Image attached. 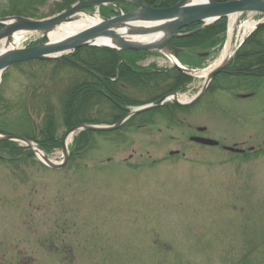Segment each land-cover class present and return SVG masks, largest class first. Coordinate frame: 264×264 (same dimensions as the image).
Segmentation results:
<instances>
[{"label":"rangeland","instance_id":"1","mask_svg":"<svg viewBox=\"0 0 264 264\" xmlns=\"http://www.w3.org/2000/svg\"><path fill=\"white\" fill-rule=\"evenodd\" d=\"M6 1L0 0V18L10 17L2 13ZM61 3L47 0L36 20L57 15ZM123 7L100 6L99 19L134 9ZM102 8H108L103 17ZM235 21L233 46L245 22H263L264 16L246 13ZM229 22L222 43L198 51L204 60L194 57L186 64L197 70L179 96L191 99L200 91L201 73L218 59ZM40 38L39 33H25L15 48L35 45ZM164 53L141 54L135 66L166 71L173 65ZM52 68L11 67L0 82V94L12 106L24 103L35 127L44 114L37 100L43 89L36 79L45 69L42 75L49 76ZM59 74L58 82L69 73ZM155 86L125 93L144 106L162 93L164 87ZM64 87L49 90L57 123ZM250 91L244 86L216 90L170 118L153 113L145 127L137 128L136 120L134 127L92 134L84 154L71 155L73 136L66 145L67 166L59 171L42 166L36 156L11 163L12 157L0 152V264H264V82L253 96H245ZM92 113L105 122L115 115L107 101ZM65 132L60 125L59 138ZM192 137L218 146L193 144ZM230 147L246 152L225 150ZM49 159L60 163L61 149Z\"/></svg>","mask_w":264,"mask_h":264},{"label":"trees","instance_id":"2","mask_svg":"<svg viewBox=\"0 0 264 264\" xmlns=\"http://www.w3.org/2000/svg\"><path fill=\"white\" fill-rule=\"evenodd\" d=\"M74 1L82 2L85 0H62V3L57 5V13L69 9L70 4ZM143 1L152 8L164 9L175 5L179 0ZM46 2L47 0H7L3 6L2 13L8 16L37 19L36 12L38 8L45 6ZM123 5L129 6L120 4L122 8H124ZM106 12H108V8L100 9L102 17L106 15ZM199 28H201V24H195L182 29L180 33L188 34ZM225 31L226 19H221L194 34L174 39L170 44L173 47L184 50L182 54L178 55V58L182 63L187 64L194 61V57L199 58L198 51H209L222 43ZM44 42H46L45 38L41 40V43ZM141 54L145 53L133 51L116 53V51L110 49L87 47L78 49L60 60L28 63L29 65L37 64L43 68L53 67L49 76L42 75L46 71L45 69L38 74L36 79L38 86L43 89V91L41 90V96H37L38 102H42V105H44L41 124L39 127L31 124L30 116L24 103L12 106L0 94V135L23 137L37 144L47 155H51L54 151L61 149V138L58 136L60 125L66 132L80 124L111 125L118 122L127 113V107H135L140 104L133 102L128 94L119 89L118 84L124 83L136 91L145 89V86L151 88V83H156L155 87L158 90L164 87L161 89L163 91L158 96L159 98L164 94L182 92L186 85L191 82L190 77L175 68L152 72L149 69L137 68L135 60ZM199 60L202 59L199 58ZM121 61L123 62L120 64ZM201 62L199 61L197 64ZM61 71H66L69 74L58 82L59 80L56 77L60 76L59 73ZM116 77L117 81L115 82L113 80ZM6 79L7 72L3 76L4 82ZM261 82H264V25L258 27L246 39L225 72L220 73L213 79L207 93H212L216 90L227 91L232 86H244L253 93ZM58 84L66 85L62 92L59 123H57V115L49 98L51 95L49 90ZM141 84L144 88L141 87ZM29 89L36 88L30 87ZM35 98L36 96H34ZM108 99L120 103L121 109H119L118 116L111 117L113 118L111 122L101 121L99 118L95 119V114L92 112L102 106ZM148 102H153V100L146 103ZM13 111L15 112V117L11 119L8 115L13 114ZM178 111L182 112L184 109L174 105H166L160 109L136 115L128 121L126 126H135L134 121L137 118L141 124H148V118L153 113L166 114L165 116L170 118ZM92 134L106 135L107 133L80 132L73 139L71 155L84 154L87 147L86 139ZM0 152L11 156V163L21 161L24 157L33 158V154L29 150L19 147L14 142H0ZM0 160H2L1 156Z\"/></svg>","mask_w":264,"mask_h":264},{"label":"water","instance_id":"3","mask_svg":"<svg viewBox=\"0 0 264 264\" xmlns=\"http://www.w3.org/2000/svg\"><path fill=\"white\" fill-rule=\"evenodd\" d=\"M116 3H126L132 5L134 9L127 13L108 20H101L98 23L89 26L76 34L59 40L54 43L49 41L45 44L37 45L25 49H9L0 54V77L12 65L22 64L31 61H49L59 60L77 49L86 47L106 48L122 51L135 52H165L167 55L174 57L181 52L180 49L170 46L173 39L185 37L190 34L181 35L180 30L194 24H203L208 26L223 18H229L245 13L264 15V0H234L227 2H216L215 0H180L175 5L156 9L148 6L142 0H86L73 5L68 11H64L53 17L43 20H32L22 17H4L0 18V42L11 41L12 35L16 33H39L46 37L57 27L71 23L76 20L79 14L99 15L100 6L113 5ZM93 8L96 13H87L84 10ZM261 24H256L255 28ZM164 33L160 42L137 43L126 40L125 37H146L157 33ZM48 39V38H47ZM103 39H110L113 45L97 44ZM240 47V45L236 48ZM234 52V53H235ZM164 55L166 56V54ZM234 53L218 64L204 79L200 91L189 101L180 103L175 98L176 93L162 97L159 101L132 109L120 122L113 126H91L81 124L71 128L62 139V156L63 161L59 164L53 163L36 145L30 141L16 136H0V142H17L30 148L34 154L40 153L39 161L51 170H62L68 163V153L66 149V140L74 134L81 131L87 132H112L116 131L130 117L149 111L170 102L178 107H187L197 102L206 92L210 82L215 76L224 71L230 64ZM176 68L180 69L175 65ZM199 132L205 131L199 129ZM190 141L208 147H216V141L204 138H190ZM226 151L234 154H243L244 151L235 148H225ZM176 154L175 152L170 155Z\"/></svg>","mask_w":264,"mask_h":264},{"label":"bare ground","instance_id":"4","mask_svg":"<svg viewBox=\"0 0 264 264\" xmlns=\"http://www.w3.org/2000/svg\"><path fill=\"white\" fill-rule=\"evenodd\" d=\"M235 16L230 17V22L228 25V32H227V41L222 49L218 59L208 68L207 70L203 71L201 73V77L205 78L211 70L217 66L219 63H221L223 60L230 57L236 49V46H233V38L235 35ZM100 21L99 16L97 14L95 15H89V14H79L76 17V20L63 24L56 29H54L51 33L48 34L47 38L50 43L57 42L59 40L65 39L67 37H70L77 32L92 26L95 23H98ZM255 24L253 22L247 21L243 24L240 31L238 32L237 38L238 40H243L248 36V34L252 31ZM164 37V33H157L146 37H125L126 40H130L137 43H150V42H160ZM25 39V33H17L13 35L11 41L7 44L6 41L0 42V54L5 52L6 50L13 49L16 44L20 43L21 41H24ZM97 44H107V45H113V42L110 39H103L102 41H98ZM172 64H177V62L173 58L168 59ZM1 80V77H0ZM178 102L184 103L187 102L189 99L186 96H177L175 98ZM70 139L66 140V144H68Z\"/></svg>","mask_w":264,"mask_h":264},{"label":"flooded vegetation","instance_id":"5","mask_svg":"<svg viewBox=\"0 0 264 264\" xmlns=\"http://www.w3.org/2000/svg\"><path fill=\"white\" fill-rule=\"evenodd\" d=\"M122 59H124L122 57ZM123 61H121L120 63H122ZM115 82L117 81V77L114 80ZM119 87L121 86V83L118 85ZM122 87V86H121ZM108 104L112 107V109H114L113 112H115L116 115H118L119 113V109H121V105L118 101H113V100H109L108 99ZM138 128H142L145 127V124H141L140 126H137Z\"/></svg>","mask_w":264,"mask_h":264}]
</instances>
